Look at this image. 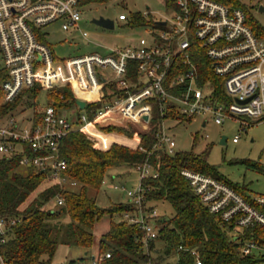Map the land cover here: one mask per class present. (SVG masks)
Instances as JSON below:
<instances>
[{
	"label": "built area",
	"instance_id": "built-area-1",
	"mask_svg": "<svg viewBox=\"0 0 264 264\" xmlns=\"http://www.w3.org/2000/svg\"><path fill=\"white\" fill-rule=\"evenodd\" d=\"M176 9L170 21H156L164 28L154 32L152 40L142 36L136 44L106 54L92 52L62 59L56 57L42 29L54 23H60L63 30L80 27V0H0L1 68L7 75L2 83V102L12 103L25 89L36 85L46 91L70 86L76 104L78 99L85 101L84 108L73 105L80 110V124L70 115L73 106H59L52 99L23 120L13 111L0 117V154L18 155L21 165L43 169L63 190L77 185L66 174L67 161L61 152L62 142L76 128L96 148L108 150L112 142L104 147L98 136L109 133L99 124L131 122L148 131L156 120V146L173 153L177 143L168 135L165 122L171 118L169 112H176L189 118L211 116L218 124L237 121L240 133L232 141L239 142L241 132L250 125L247 120L264 121V39L256 34L241 7L219 0H176ZM127 18L125 13L119 15L120 20ZM201 53L212 64V73L222 86L202 77L196 59ZM91 103L101 105L89 118L86 106ZM136 169L140 183L136 189L127 190L128 202L135 210L124 212L122 219L139 225L142 241L148 246L159 236L161 227L158 209H146L144 182L158 177V171L150 163ZM182 174L209 210L230 227L241 252L264 258V236L250 239L245 235L249 228L264 229V193L248 199L211 175L190 168H184ZM51 201L56 206L65 202L61 192ZM17 222L16 218L0 216V243L6 242ZM188 250L195 263L202 264L199 250ZM110 257V252L94 254L90 264H101ZM139 264L160 263L150 260ZM167 264H178V260Z\"/></svg>",
	"mask_w": 264,
	"mask_h": 264
},
{
	"label": "trees",
	"instance_id": "trees-1",
	"mask_svg": "<svg viewBox=\"0 0 264 264\" xmlns=\"http://www.w3.org/2000/svg\"><path fill=\"white\" fill-rule=\"evenodd\" d=\"M108 1L80 0V6L83 10L88 4ZM219 1L244 9L237 0ZM134 16L140 18L137 14ZM248 22L257 35H262L260 24L253 19H248ZM42 39L46 40V37L42 36ZM196 59L202 77L219 82V86H222L220 79H216L212 73L210 61L202 53ZM6 77L5 70L0 68V117L20 106L37 113L42 108L37 102L42 87L36 85L25 89L14 102L4 103L2 83ZM219 90L222 93V87ZM46 92L49 99L55 100L59 106H78L70 86L56 87ZM100 105L91 103L86 106L89 118L93 117ZM168 115L172 119L182 118L176 112H169ZM76 123L80 124L78 120ZM158 125L155 120L147 131L131 122L126 125L99 124L106 133L117 132L130 138L138 134L141 141L136 149L118 143H113L108 150L98 149L79 128L73 129L62 142L61 152L67 161L66 174L77 182L74 188L68 186L62 190L50 181L43 169L21 165L18 155L8 157L0 154V216L18 220L6 242L0 243V264H52L61 243L84 249L89 256L96 241L95 226L105 215L111 218L110 227L98 241V252H110L111 257L101 264H139L150 260L163 264L172 256L178 260V264H196L188 250L191 248L199 250L202 264H261L264 261L262 256L244 255L241 252V244L233 239L230 227L201 201L182 170L190 168L203 172L226 181L248 199L251 195L245 194L238 184L219 173L207 161L206 155L193 150L170 153L158 148ZM98 137L104 147L115 140L111 134H100ZM144 163H150L158 171V177L144 182L147 188L146 209L156 208L154 204L159 202H168L173 208V214L168 218L159 214L160 233L149 243L147 251L139 225L122 219L123 213L134 211L135 206L129 202H112L103 207L97 201V192L111 168H136ZM21 167H25L26 171L22 172ZM58 192L65 200L61 206L51 201ZM50 203L54 206H50ZM245 235L250 239L264 236V229L260 226L249 228ZM74 262L72 260L70 264Z\"/></svg>",
	"mask_w": 264,
	"mask_h": 264
},
{
	"label": "rangeland",
	"instance_id": "rangeland-1",
	"mask_svg": "<svg viewBox=\"0 0 264 264\" xmlns=\"http://www.w3.org/2000/svg\"><path fill=\"white\" fill-rule=\"evenodd\" d=\"M247 12L248 19L256 21L263 28L264 39V0H237ZM80 27L73 26L69 30H63L60 23L48 25L42 29L47 34V41L57 58H69L100 52L106 54L111 49L134 45L144 36L152 40L154 32L164 27L155 25L158 20H169L175 15L176 0H109L105 3H91L82 10ZM148 13L146 16L145 13ZM125 13L128 18L120 20L119 15ZM137 14L140 18H136ZM104 16L115 21L114 28H106L93 22L94 18ZM84 32L87 34L84 35ZM0 57V68L3 67ZM110 71V70H106ZM46 90H43L37 100L40 106L49 102ZM19 120L27 118L32 110L20 106L13 111ZM76 107H72L70 115L77 120ZM166 120V131L177 145L175 150L194 151L204 154L207 161L214 166L219 173L231 182L238 184L247 195L264 193V121L253 122L247 120L250 125L240 134L239 142H233L232 138L240 133L239 123L228 120L218 124L213 117H189ZM207 123L204 124V120ZM247 119V118H244ZM142 126H139V128ZM120 134V133H119ZM222 136H227L226 144H221ZM254 165H257L254 166ZM22 172L26 171L21 167ZM140 183V175L136 168L119 166L111 168L97 192V201L107 207L112 202H128L127 190H134ZM77 186H72V188ZM71 188V187H70ZM158 213L170 217L173 208L168 202L154 204ZM50 206H54L50 203ZM111 218L105 215L95 226V235L100 237L110 226ZM163 247V244H160ZM94 249V247H93ZM148 250L147 246L145 247ZM163 249V248H162ZM90 256L79 248L66 244H60L54 256L52 264H90ZM84 259H80V258ZM176 262L175 257H169L167 262Z\"/></svg>",
	"mask_w": 264,
	"mask_h": 264
},
{
	"label": "crops",
	"instance_id": "crops-1",
	"mask_svg": "<svg viewBox=\"0 0 264 264\" xmlns=\"http://www.w3.org/2000/svg\"><path fill=\"white\" fill-rule=\"evenodd\" d=\"M109 134L113 135V137L115 139L111 144L118 143V144H122V145L129 146V147L134 148V149H136V148H138L140 146L141 139H140V137L138 135L135 136V137H133V138H130V137L124 135V134H119L117 132H111ZM109 227H108V229H109ZM108 229H106L104 232H102L101 235H100V237L102 236V234H104L106 231H108ZM100 237H97L95 235V240L96 241H95V244L93 245L94 249L92 247V250H93L92 253H93V255L99 253L98 252V241H99ZM82 250L84 251V253H86V256H87V253L88 252L85 251L84 249H82ZM91 258L92 257H90V260H91Z\"/></svg>",
	"mask_w": 264,
	"mask_h": 264
},
{
	"label": "water",
	"instance_id": "water-1",
	"mask_svg": "<svg viewBox=\"0 0 264 264\" xmlns=\"http://www.w3.org/2000/svg\"><path fill=\"white\" fill-rule=\"evenodd\" d=\"M262 10H264V7H261ZM93 22H95L98 25H101L106 28H114L115 27V21L111 18H106L104 16H101L99 18H94ZM159 24H165V21H158ZM77 104L81 107H85V101L84 100H77ZM145 119H148V116H145ZM227 142V136H222L221 144H226Z\"/></svg>",
	"mask_w": 264,
	"mask_h": 264
}]
</instances>
